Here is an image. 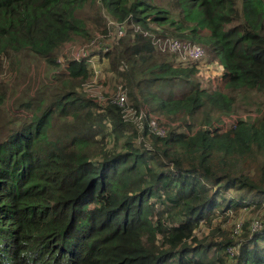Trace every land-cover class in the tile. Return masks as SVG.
<instances>
[{
  "label": "trees",
  "instance_id": "16d2710c",
  "mask_svg": "<svg viewBox=\"0 0 264 264\" xmlns=\"http://www.w3.org/2000/svg\"><path fill=\"white\" fill-rule=\"evenodd\" d=\"M108 19L123 35L95 54L135 108L144 86L173 83L165 99L150 93L173 125L163 138L145 129L149 151L116 107L81 92L88 59L63 54L107 35ZM154 39L201 44L222 72L207 80ZM229 115L228 130L197 126ZM263 171L264 0H0V264H226L238 241L232 264H264L249 222L234 242L195 235L264 195Z\"/></svg>",
  "mask_w": 264,
  "mask_h": 264
},
{
  "label": "rangeland",
  "instance_id": "374dc122",
  "mask_svg": "<svg viewBox=\"0 0 264 264\" xmlns=\"http://www.w3.org/2000/svg\"><path fill=\"white\" fill-rule=\"evenodd\" d=\"M119 26V24L114 21V20H109L107 22V27H108V34L110 35V37H108L107 35H104L102 37V35H100L99 38L100 40H102V43L104 45H106L108 48H110V44L112 43L113 40H116L119 36L116 34V37H114L112 35L111 32H115L116 33V27ZM137 31V30H136ZM172 38V37H171ZM172 40H176V39H172ZM179 41V40H177ZM183 42V41H180ZM197 45H200L203 49H205L201 44L196 43ZM196 44H194L195 46H197ZM110 45V46H109ZM171 45H174L173 43ZM73 46H78V47H88L89 44H85V45H75V44H68L63 51V54H68L71 55L72 51H73ZM200 48V47H199ZM201 48V49H202ZM99 50L97 47L93 48L90 53L91 54H95L96 51ZM206 50V49H205ZM204 50V57L198 61V62H189L187 63L188 65L192 66L195 65V67L197 68V70L200 72L202 71L203 68H206L208 65H210L211 63L208 61V57L207 54L205 53ZM97 55V54H96ZM177 58L176 61L180 62L181 60L183 61L182 57L180 56V54H176ZM99 57H91L90 61L91 62V70H92V75L91 78L88 82L84 83L81 85V92L86 96H91L93 97H98V99H100L101 97L105 96L108 98H112L117 94L118 89H124L125 90V94L127 97V102L129 106H133V102L130 100L129 95H128V90L127 87H124L125 84L123 85V81L121 80V78H118L116 76L115 73H111V71H108L107 67H108V60L103 57L101 58L100 55H98ZM220 64V60L218 57H215L213 59L212 62V68L209 70L204 69V73L203 77H205V75L209 76L210 79L207 80H211L213 78H215L216 76H218L221 72H222V68L219 65ZM126 66V65H125ZM125 71L128 69L127 66L126 68H124L122 65L120 66L119 70H124ZM144 75L139 73L138 74V79L141 82L142 85H144L146 83V81L144 80ZM7 78V76H6ZM92 82V83H90ZM123 85V86H122ZM141 85V87H142ZM156 85H159L155 90L153 88H150L148 86H144L143 89H141V91H139V93L141 94H134L135 96V101L136 104L139 105L137 106V108L139 107H146L145 109L148 111H150L152 113L151 118H154L156 121H159L160 124H163L165 126L166 129H168V125H173V123H170L171 121L168 120L167 118H165L166 113L164 111H162L161 109H159V105L157 103L156 100H153L151 97L150 93H153L156 95V97L159 99H165L169 90L172 88L173 83L170 82H166L164 83V81H159V83H157ZM84 87V89H83ZM84 91V92H83ZM136 92V91H135ZM10 99H13L12 97H10ZM93 100H95L96 98H92ZM159 99V100H160ZM16 110L15 109H11V115L12 117H16L15 114ZM221 120L220 121H216L213 119V123L214 125H216V127H212L211 125L208 126H198V128L203 127V129H211L210 131L216 130V129H221V130H228V128L233 124V122L235 123V120L238 119L239 117L236 115H229V116H221L220 117ZM130 122H127L126 125H128L130 128L140 132L137 122L135 120V116L131 117L130 119H128ZM195 124H199L198 122H196ZM143 127L146 125V120L143 119V123H142ZM184 130V129H182ZM136 144H141L142 147L144 149H146V151L151 150V145H150V141H146V138L144 137V132L139 133L138 138L135 140ZM246 164L249 165L248 169H244L242 171L243 174L245 175H249V176H254V177H258L259 178V169L257 167V165H255V167H252L251 164L247 163ZM264 172V171H263ZM257 178V179H258ZM241 195V193L237 190H233V191H225L223 192L221 195H219L218 199H217V203L218 204H222L223 200L224 201H228L230 200L229 198H234V199H238L239 196ZM245 202H254V206L257 207H261L262 209L259 211H255L254 208L253 210L251 209L252 207H250L249 209H244V208H239L237 211L234 210H228V211H224L222 212V210H216L215 214L213 215L210 225H205V223H203L202 220H200V226L196 229L195 231V235H197L199 238H203V237H207L209 234L211 235L212 231H214L216 228H219L222 230L223 234H228L229 235V239H231L232 235H230V230L233 229L234 224L238 221L243 222V224H246L247 222H250L253 218H255L257 215L263 218L264 215V195H255L250 194L249 195V199ZM224 205V204H223ZM222 208V205H221ZM224 210V209H223ZM258 213V214H257ZM225 232V233H224ZM227 235V236H228ZM198 238V239H199ZM239 240V239H238ZM232 242L236 241L234 238L233 240L231 239ZM226 254V252H225ZM225 262L226 264H232V260L227 256V254L225 255Z\"/></svg>",
  "mask_w": 264,
  "mask_h": 264
},
{
  "label": "built area",
  "instance_id": "2783aa9c",
  "mask_svg": "<svg viewBox=\"0 0 264 264\" xmlns=\"http://www.w3.org/2000/svg\"><path fill=\"white\" fill-rule=\"evenodd\" d=\"M116 33L119 37L123 35V29L121 28L120 25L116 27ZM172 43L174 45H171ZM153 44L156 45L161 51H168L174 54H180L183 61H186V60L198 61L204 57L203 49H201L200 46H195L194 44L180 42V41L172 40V39H166L164 41L154 39ZM95 47H97L102 53H106L109 50V48L102 43V40H100L99 38H96L95 40L90 42L88 47L73 46V51L70 56L75 61H78L81 58H87L88 61H90L91 57H97V58L99 57L96 54L90 53V51ZM123 67L125 68V66ZM120 88L118 89L117 94L112 98H108L105 95L101 97L100 99H98V97L92 96L94 94H92L91 96H87L86 94V96L90 99L96 98L95 100L99 102L108 101L112 106L116 107L119 110L121 119L125 124H127V122H130L128 119L135 116V120L136 122L138 121L137 125L140 130V132L137 131L138 135L139 133L144 132L145 129L147 128L151 134H154L155 136L160 137V138L165 137L166 129L161 127V124L159 121H156L154 118H151L150 115H152V113L150 111L147 112V110L145 109L146 107L135 108L132 105L129 106L127 102V97L125 94L126 89L122 90ZM143 119L146 120V125L144 127L142 125ZM254 204H255L254 202H251V203L244 202L242 205V208L249 209L250 207L253 206L251 208L253 210L254 208L257 207V206H254ZM249 223H250L249 224V236L264 234V221L262 220L260 216L257 215ZM243 225H244L243 222L241 221L237 222V220H236V223L234 224L231 235L236 241H238L240 235L243 232L242 230ZM239 245L240 243L238 241L237 244L228 247L227 254L230 257H234L235 255H237Z\"/></svg>",
  "mask_w": 264,
  "mask_h": 264
},
{
  "label": "crops",
  "instance_id": "0c3cea01",
  "mask_svg": "<svg viewBox=\"0 0 264 264\" xmlns=\"http://www.w3.org/2000/svg\"><path fill=\"white\" fill-rule=\"evenodd\" d=\"M198 61H199V60H198ZM210 67L212 68V63H211L210 65H208L206 68H203L202 71H201L200 73H204V69H205V71L211 69ZM206 77H207V75H205V78H206Z\"/></svg>",
  "mask_w": 264,
  "mask_h": 264
},
{
  "label": "clouds",
  "instance_id": "9594fccd",
  "mask_svg": "<svg viewBox=\"0 0 264 264\" xmlns=\"http://www.w3.org/2000/svg\"><path fill=\"white\" fill-rule=\"evenodd\" d=\"M185 43H187V42H185ZM190 44H193V43H190ZM197 45V44H196ZM197 46H200V45H197ZM201 47V46H200ZM202 48V47H201ZM203 49V48H202ZM203 51H204V49H203ZM201 60V59H200Z\"/></svg>",
  "mask_w": 264,
  "mask_h": 264
}]
</instances>
